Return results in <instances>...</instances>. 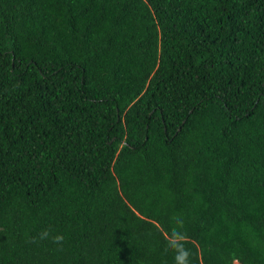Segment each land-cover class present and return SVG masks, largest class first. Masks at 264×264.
I'll use <instances>...</instances> for the list:
<instances>
[{"label":"trees","instance_id":"trees-1","mask_svg":"<svg viewBox=\"0 0 264 264\" xmlns=\"http://www.w3.org/2000/svg\"><path fill=\"white\" fill-rule=\"evenodd\" d=\"M174 229L264 264V0H0V264H175Z\"/></svg>","mask_w":264,"mask_h":264},{"label":"clouds","instance_id":"clouds-1","mask_svg":"<svg viewBox=\"0 0 264 264\" xmlns=\"http://www.w3.org/2000/svg\"><path fill=\"white\" fill-rule=\"evenodd\" d=\"M173 240L175 241L170 245L171 248H173L176 252V255L174 256L175 264H189V256H190V250L185 249L183 247V244L180 243V241H183L185 239L184 235L181 234L177 230H173L172 233ZM62 240L61 236L55 237V242H59Z\"/></svg>","mask_w":264,"mask_h":264},{"label":"rangeland","instance_id":"rangeland-1","mask_svg":"<svg viewBox=\"0 0 264 264\" xmlns=\"http://www.w3.org/2000/svg\"><path fill=\"white\" fill-rule=\"evenodd\" d=\"M236 264V263H235Z\"/></svg>","mask_w":264,"mask_h":264}]
</instances>
